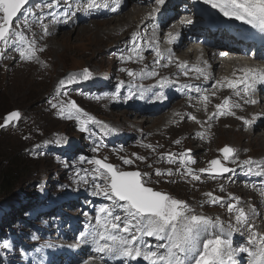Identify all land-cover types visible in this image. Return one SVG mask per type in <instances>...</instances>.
Instances as JSON below:
<instances>
[{"label":"snow or ice","instance_id":"6c2138e0","mask_svg":"<svg viewBox=\"0 0 264 264\" xmlns=\"http://www.w3.org/2000/svg\"><path fill=\"white\" fill-rule=\"evenodd\" d=\"M30 0H0V56L7 51L9 47L15 45L14 50L18 51L21 61L38 60V48L36 39H29L24 29H31L32 22L41 24L43 33L50 35L49 25L67 22L71 16L77 11L88 14L99 10L101 7H108L107 4H101L98 0H80L74 7L69 0H65L66 7L63 13H59L56 9L60 7V0H45L43 8L51 11L45 13L41 9L39 16L30 9H25V5ZM157 6L153 9V13L149 14L150 18H154L155 13L160 11V7L165 5L166 0H149ZM203 3L209 5L212 9H216L228 19H234L241 23L249 25L262 38H264V0H203ZM121 6V0H116V11ZM46 17H50L48 23H44ZM15 21V26H14ZM181 24L184 28H188L193 24L191 19H182ZM147 29L145 28V32ZM180 33H167V39L171 43L177 42ZM43 38V37H41ZM144 42L148 48H154L155 64L165 58L163 52L158 45H153L145 39L141 32H133L130 41L126 42L132 52L135 53L137 59L142 60L141 43ZM169 63L172 62L173 52L171 49L166 50ZM221 55H227V52H221ZM133 55L121 56L122 60H133ZM179 68L186 69V64H179ZM127 71L129 77H137V73L129 69H121ZM195 72L198 73L197 79L203 76L205 81L211 79V74L206 72L204 68L196 67ZM242 75L235 79L215 80L211 85L212 89L228 88L235 91L237 97H247L244 99L245 104L255 105L259 103L255 99L257 86L264 84V72L254 68L241 69ZM185 76L188 71H184ZM141 77L144 73L139 74ZM148 76L155 77L156 71L147 73ZM235 75V73L233 74ZM93 72L87 68L79 72H71L59 80L57 93L61 89H67L74 84H80L93 79ZM176 84L178 88L192 89L189 84L179 85L178 82L167 78L157 80L156 85L161 91L153 93L156 101L166 99L163 95V89ZM241 86H243L241 88ZM125 88V81L118 80L114 90L96 95L94 98L100 100L104 97H110L112 101L121 99V89ZM195 92L200 93V99L204 102L205 111L207 103L210 100L207 94L208 89L196 86ZM146 89L138 86L133 82H128L127 95L123 97L125 100H131L139 93L141 99L145 98ZM67 95V92L64 93ZM243 94V95H242ZM216 91L211 92V96H215ZM230 97H225L222 103L215 105V111L208 116L211 121L214 118L223 116H236L233 109L242 107L239 102H230ZM52 108L59 109V115L68 120L78 122V128L81 132L88 134L92 139L93 153H98L105 145V138L118 133V129L108 123L97 119L95 116L87 113L81 108L75 100L61 101L58 104L53 103ZM192 120H197L195 115L190 116ZM245 124L250 125L252 120L243 116L238 117ZM21 119L19 110L12 111L4 117L0 128H6L9 124L18 122ZM95 128H99L101 136L97 138ZM211 127V125H209ZM175 143L179 144L177 140ZM50 144L61 146L63 138L57 136L54 140H45L42 145L34 146V149H41ZM144 147L155 151L153 145L147 144ZM123 150V146H120ZM223 155L221 158H214L209 161L208 166L194 169L190 165L196 163L193 158L192 150L188 149L180 153H162L160 159H167L169 163L180 161L181 168L177 169L182 177H190L192 181H199L201 173H208L213 179L224 176L225 174L234 173L239 169L242 174L258 175L264 177V165L257 163L254 158L249 157L239 160L237 149L226 145L219 150ZM44 153L37 151L36 155ZM135 159L131 157H120L124 165H134L136 160L145 161L147 157L133 154ZM227 162L235 164L236 167H229ZM88 164L90 168L77 167L74 171L75 182L77 185H88L91 189L89 194L93 197H102L106 202L99 206H94V223L89 220L84 228L77 235L80 243L94 246L92 251L94 254H100L101 259L110 258L120 261H137L143 260L148 264H240L238 257L241 254L247 255L245 264H264V233L256 230V225L252 222L251 216L255 213V207L252 206L250 211L240 207V198L230 195V199L234 202L225 200L222 196H217L212 192H207L206 201L201 204L208 203L212 205L227 203V210L230 214L234 213V222L229 219L227 222L222 221L219 217H211L205 214H197L196 210L182 199H177L164 191H158L149 186L158 181H152L151 176L147 172L141 170H123L120 166L107 162V157L78 155L72 160L71 164L83 165ZM65 166L68 167L67 161ZM255 169V171H254ZM157 176L172 175V170L166 172L156 169ZM223 191V185L220 186ZM79 191V188L76 189ZM261 196H264L262 191ZM85 216L88 213H84ZM235 235L245 237L246 244L234 246ZM147 238H155L157 243ZM163 241V243H159ZM13 247L12 241L9 239L0 240V249L10 250ZM51 247V245H47ZM91 257L81 261V264H88Z\"/></svg>","mask_w":264,"mask_h":264},{"label":"bare ground","instance_id":"6f19581e","mask_svg":"<svg viewBox=\"0 0 264 264\" xmlns=\"http://www.w3.org/2000/svg\"><path fill=\"white\" fill-rule=\"evenodd\" d=\"M192 1L196 2L197 5ZM192 1L166 0L165 5L160 7V11L158 13H155L154 18H150L149 14L153 13V9H155L157 6L155 5L154 2H149V0H121V6L116 11L112 10L113 8L116 7V0H98V2L101 3L102 5L107 4L108 7L106 8L101 7L99 10L90 12L88 14L77 11L74 16H71V18L67 20V22L58 23L54 26L49 25V32L51 33L50 35H45L43 33L41 24L39 22H32L30 30L24 29L26 36L29 33L30 37L28 36V38L32 39L34 37L36 39L37 47L43 48V51L37 52V56L39 57L38 61L37 60L21 61L19 59L18 51L14 50V48L16 47L15 45L9 47L7 51L4 52L3 58L0 57V60L1 61L3 59L6 60L2 65H5L8 62H15L14 60H16L21 64L32 63L33 65L44 67V68L38 67V69H36L37 67H35L33 70L27 71L28 76L31 78V82L35 84H39V83L46 84V90L49 89V92L47 93H51L54 90V88L52 87V83L54 81L56 83L57 77L63 70L62 66L57 65L59 64V61L56 58L59 57L62 60L64 57H66L69 59L71 54L67 53L68 49L69 50L72 49L73 51H75V46H77V42L79 40L89 39L90 43L88 49L92 50L93 48H100L102 50L100 51L103 52L109 42L117 41L119 39L121 41L123 39V41L120 42L121 45L114 49L115 50L114 53L116 54V61L121 62L122 55L123 56L133 55L134 57L133 60L131 61L126 60L127 64L126 65L124 64L125 66L123 65L121 66L120 63L119 65L117 64L115 67L117 69V74H116L117 76L115 78L112 76L111 72H110L111 73L110 78L105 77L104 75L105 71L94 73L93 78L96 80V81L94 80L95 83L86 84L90 80L83 82L80 84V89L81 90L91 89L93 91L100 90V93L111 92L112 90H114L115 84L118 82V80H124V76L123 75L118 76L119 75L118 73L122 72L121 74H126L127 71H121V69H129L135 71L138 74L137 77L135 78L129 77L128 82L131 81L134 84L138 86H143V88L146 89L144 93L145 98L141 99L143 101L140 105L142 109H140L137 112H139L140 114H147L146 115L147 118L140 117L139 120L136 117L133 119L132 122L130 121L131 120L130 117L129 119H127L130 121L129 122L130 128L136 130V127L138 126L137 123L140 121L141 122L140 127H137L139 131L140 129L144 133L150 131L154 134L152 138L153 141L155 140H157L158 142L161 141L163 144H166L167 147H171L169 146L168 142H164L161 139H159L161 135L164 137L166 133H170L169 135L167 134L168 137H170L171 135L175 134L177 131H180L179 128L186 129L187 125L182 126L181 124H191L190 126V128L192 129L191 136L188 135L190 134L189 132L187 134L188 136L185 137L183 142H187L191 138V140H194L196 142L200 141V142H204V144L210 145L212 143L211 141L213 140V138H211V135L213 132L214 134H216V131L219 130L217 128L221 125V123L222 122L231 123V121L233 120V122H237V123L239 122L237 126L238 129L241 130L242 132L249 133L254 136L258 135L260 138H262V140L258 141L257 144L259 147L264 148V127H263L264 126V84H259L257 86V92L254 98L257 99L259 103L255 105L245 104L244 99H247V97H244L243 99L241 97H237L233 89H228V88L212 89L211 87V85L214 83L215 80L223 81L225 80V78L235 79L241 76L242 75L241 69L244 68H254L258 71L264 72V41L261 43H256V39L251 34L256 31L252 29L249 25L241 23L234 19H228L223 17V15L219 13L218 10L212 9L209 5L204 4L203 0H192ZM44 2L45 0H33L30 2V4H28L25 7V9H30L34 11L37 16H39L41 9H43L45 13L51 11L50 9L43 8ZM69 2L72 3L75 7L80 2V0H69ZM129 3L131 7L126 13L125 18H123L122 20L105 19L123 13L124 12L123 10L129 5ZM193 5H196L197 8L203 9V11L195 9ZM66 6L67 5L65 3V0H60V7L59 9H56V11L59 13H63ZM194 9L196 10V13L192 15L191 13L194 12ZM206 11H210L214 13L215 16H212L210 20L204 21L205 26L204 25L200 26L198 24H200L201 20L203 21L204 15L211 14V13L207 14ZM183 13L187 15V19H191L193 23L197 25H195V27L193 28L192 27L184 28L182 24L177 25L176 23L169 25L170 23L169 21H171L173 17H175L176 15H183ZM99 15L100 18L98 17ZM179 17L180 16H178V18ZM178 18H175L172 21ZM50 19H51L50 17H46L44 23H48V20ZM83 23L86 24L83 25ZM127 23L128 25L127 27H125L126 30L119 29L120 26ZM94 24L96 25V27H94ZM100 24H104L105 26L102 27ZM110 24H114L117 27H110L109 26ZM78 25H80L79 29L81 32H78L75 37H73V34L71 32H65V29L70 27L74 28V26H78ZM164 25H166V27ZM58 28L59 31H56V29ZM145 28L147 29L146 32H145ZM231 29H233L234 31H232ZM71 30L74 31V29ZM137 31L144 34L145 39L147 41H150L154 46L158 45L160 49L163 52H165V58L161 59L159 61V64L154 63L156 59L154 48H148L144 42L141 43L143 59L140 60L135 57V53L132 52L131 47L126 42L130 41L132 35L131 33ZM201 31L204 32L203 36L204 35L206 36V45H204L203 48H199L196 45L200 37L199 32ZM169 32H172L173 34L177 32L180 33L177 42L175 43L169 42V40L167 39V33ZM127 33H129V37ZM57 35H61V38H59L58 36V39L56 38L58 41L56 40L54 43L52 42L51 45L50 43L51 39ZM47 42L49 43V47L52 55V59L50 60V63L48 62V66L46 65V62L42 56V54L47 49ZM60 42L62 45L60 44ZM55 44L57 45L60 44V46H57ZM80 47L84 49V46L82 47L81 45ZM254 48L255 50H253ZM168 49H171L173 52L171 63H169L167 59L166 50ZM221 50L227 52V55H221L220 54ZM96 51L99 50L96 49ZM202 51H204L205 53H203ZM81 54H82L81 52H77L75 55H81ZM54 58L56 60H54ZM179 64H186L187 68L181 69L178 67ZM170 66H174V67L176 66V72H170L171 71V69H169ZM196 67L204 68L206 72L211 74L212 78L209 79L208 81H205L203 76L197 79L196 77L199 74L195 72ZM153 70L158 72L159 75L155 77L148 76L147 73ZM167 70H169L170 75L168 73L166 75L163 74L162 71H167ZM184 71H188L187 76L183 74ZM141 72L144 73L143 77L139 75ZM234 73L235 75H233ZM180 77L181 78L183 77L185 80H182ZM146 78L147 80H145ZM161 78H167L172 81L178 82L179 85L189 84L193 87L190 90L188 88H178L176 84H173L163 89V95L166 96V99H163L162 101H156L153 96V93H159L161 90L158 87H153V86L156 85L157 80ZM21 80H17L13 82L9 86L8 93L11 94L15 93L13 91L16 90V86ZM104 80H106L105 83ZM144 83L146 84L144 85ZM196 86H200L201 88L208 89L207 94L209 95L210 100L207 103L206 111L204 108V102L200 99V93H197L194 90ZM242 87L243 86H241V88ZM77 88L78 86H74L72 89L68 90V92L71 90H76ZM5 91H8V86L5 88ZM127 91H128V83H126L125 81V88L121 89L120 92V96H121L120 100L122 103L125 100L123 99V97L127 95ZM212 91H216L215 96H211ZM59 94L62 95L61 93ZM137 96H139V93L133 97V100L135 102H139ZM225 97H230L231 98L230 102L241 103L242 107L240 109H233L237 115L235 117L223 116L219 118H214L213 120L209 121L208 116L215 111V105L222 103ZM45 98H46V102H44L40 106L41 110H43V112L45 113H51L53 117H57L55 108H52L51 105L56 101H58L61 98V96L55 97L53 95L52 96L48 95ZM182 98L185 99V101H188L185 103L186 109H184V105H182V103L177 102ZM84 110L86 111V109ZM37 112L38 111L36 110L33 113L35 114ZM148 115L150 117L157 116L154 119H159V120L156 121L157 122L156 124H152V126H147V124L150 122ZM192 115H195L197 117V120L195 121L192 120L190 118V116ZM240 116L252 120V123L250 125L245 124L241 119L238 118ZM195 122L196 124H194ZM209 125H211V127H209ZM159 126H161L160 127L161 129H155L158 128ZM73 127L78 133H81V131L78 128V122L75 120L73 122ZM226 129L227 128H224L223 130ZM123 133L124 134H119V133L113 134L105 138L106 146L102 147L101 149L106 148L111 151L104 153L105 155H108L110 158H112L111 154H114L113 157L115 156L120 157L119 153L126 154L127 152H129L131 147H135L140 144L139 141L136 139L137 136H134L132 133H129L128 131L126 132L124 131ZM226 133L227 132H223V134ZM182 134L183 132L181 133V135ZM24 135L27 136L26 137L23 136V139L18 137L17 135L15 136V138L18 137L22 139L24 143H28L32 140L33 137L32 133L24 134ZM101 135L102 134L100 132L99 137ZM138 136L140 137V134ZM120 146H123V150H120ZM236 149L241 151V152L237 151L239 160L242 161L244 159L251 157L248 156L247 152H244L242 148L237 147ZM192 155L194 158L193 151H192ZM70 156L71 153L67 155L68 158H70ZM203 158L204 159L201 161V160H197L195 156L196 163L190 166L196 170L207 167L210 160L206 162L207 157H203ZM252 158H254V160L257 163L264 165V156L257 158L252 157ZM85 165L87 164H84L82 167L84 168L91 167V166L85 167ZM228 166L236 167V165L232 163L229 164ZM170 169L172 170V175L169 177H174L178 181L185 183H189L191 181L190 177H182L180 173L177 172V169L183 171V169L181 168L180 161L174 163ZM167 170L165 169V172ZM72 171L70 173H72ZM200 175H201V179L198 181L200 183L199 185H205L208 187V189H206L205 192L202 194L203 197H206L205 193L207 192H212L217 196L219 195L222 196L220 193H217V191L218 192L222 191L220 187L221 185H223V190H225L229 185L239 186V188H241L242 190H240V192L238 191L239 193L237 192L234 193V191L225 193L226 194L225 200L229 202H234L230 199V195L239 197L240 199H242L240 200L239 206L244 207L246 212L250 211L252 206H254L256 211L251 216L252 222L256 225L257 231L262 232V230H264V196H261L260 194L262 191H264V177L258 175L242 174L239 169H237V171L234 173L227 174L216 179H213L208 173H201ZM73 180L75 182L74 176H73ZM212 184H214L215 186H211ZM197 186L198 185H196L195 187ZM71 192L73 193V195H69L68 197H71V199L68 200H73L75 199V197H77L76 198L77 202L67 205V209L69 210L70 207L68 206H74L73 208H71V210L73 211L71 214L68 213L69 210L64 212H67L68 214L72 215L73 218L69 217L68 219L66 217L67 215H65V213L63 214V210H61L62 208L57 209L56 211L53 212V213L62 212V215H60L58 219L64 220L65 224H61L60 226L52 228V234L50 235V237L48 236L49 240L47 242L48 245H51L50 248L52 250L50 249L51 251L47 255V259L44 264H81V261L89 257H91V259L88 261V264H148V262H145L143 260L120 261L110 258L101 259L100 254L93 253L92 248L94 246H89L88 244L80 243L77 240V235L80 231L84 230L87 224V220L93 218L92 221L94 223V217H92V214L94 213L95 205L93 204V202L90 201L89 206H86L82 209V213L81 210L80 211L78 210L79 212L77 213L76 209L82 208L79 206L81 205L79 196L83 194L80 192H75L73 190ZM90 197L92 200L93 196ZM174 198L181 199L178 195H176ZM207 199L208 198L196 200L194 198H191L185 201L188 202L191 207H194L196 202L198 201L200 204L195 206L194 209L196 210L197 214H202V210L199 209L203 205L201 204V201H206ZM248 201H252V202H248ZM197 209H199V211H197ZM84 213H88V215L85 216ZM232 220L234 222V218ZM150 240H152L153 243H157L155 238H151ZM159 243H163V241H159ZM242 244H246L245 237L241 235H235L234 246H239ZM238 259L240 263L245 262L247 260V255L241 254L238 257Z\"/></svg>","mask_w":264,"mask_h":264},{"label":"rangeland","instance_id":"374dc122","mask_svg":"<svg viewBox=\"0 0 264 264\" xmlns=\"http://www.w3.org/2000/svg\"><path fill=\"white\" fill-rule=\"evenodd\" d=\"M130 7L131 5L129 3V5L123 10V13L105 19L122 20L126 17V13ZM98 17L100 18V15ZM169 22V25H171V21ZM84 24L86 23H83V25ZM100 25L102 27L105 26L104 24ZM127 25L128 23L123 24L119 27V29L126 30L125 27H127ZM109 26L117 27L114 24H110ZM164 26L166 27V25ZM94 27H96L95 24ZM79 28L80 25L74 26V28L70 27L65 29V32H71L73 37H75L78 32H81ZM71 29H74V31ZM56 31H59V28L56 29ZM127 34L129 37V33ZM28 36L30 37L29 33L27 37ZM58 36L61 38V35H57L51 39V45L52 42L54 43L58 39ZM122 41L123 39L121 41L119 39L117 41L109 42L104 51L101 52L102 50L100 48H93L92 50L88 49L90 43L89 39L79 40L77 42V46H75V51L68 49L67 53L71 54L69 59L66 57L62 60L59 57L56 58L59 61V64L57 65L62 66L63 70L57 77L56 83L55 81L52 83L54 90L51 93H47L49 92V89L46 90V84H35L31 82V78L28 76L27 71L33 70L35 67L38 69V67L41 66L33 65L32 63L21 64L16 60H14L15 62H8L5 65H2L6 60H0V123H3L4 117L12 111L19 110L21 112V119L18 122L9 124L6 128H0V173L5 169H16L14 173L16 181L15 184L12 185V183H9L7 187H0V240L9 239L13 244V247L10 250L0 249V264H44L46 262L47 255L52 250L50 247H47V242L49 240L48 236L50 237L52 234L53 227L65 224L64 220L58 219V217L62 215V212H53L62 208L61 210H63V214L65 213L68 219L69 217L73 218L70 214L73 212L71 208L74 206H68L70 207V210L67 209V205L77 202V197L73 200H68L71 199V197L68 196L73 195L71 192L72 190L83 194L79 196L81 201V205L79 206L82 208H77V213L80 210L82 213V209L89 206L90 201L93 202L95 206H99L101 203L106 202L102 197H92L91 200V195L89 194L91 189L88 188V185H77L74 182L73 176L75 169L77 167H82L84 164H77L73 166L71 162L80 154L87 156L96 155L100 158L107 157V162L118 165L123 170H137L139 168L142 172H148L151 176V180L158 181V183H152L149 186L158 191H164L174 197L178 195L182 200H189L191 198L196 200L208 198L207 196H202L208 187L205 185H199L200 183L198 181L193 182L191 180L189 183H185L178 181L174 177H169L168 175H162L160 176L161 178L157 176L155 174V170L157 168L165 171V169H170L173 166V163H169L166 158L160 159V154L168 152L180 153L191 149L194 152V159L196 156L197 160L202 161L204 159L203 157H207L206 162H208L209 160L218 157L222 159L223 154L219 150L226 145H230L234 148H242V150L247 152L248 156L251 157L257 158L264 156V148L259 147L257 144V142L262 140V138L258 135L254 136L249 133L242 132L237 126L239 122H233V120L231 123H221V125L217 128L219 130L216 131V134H214V132L212 133L211 138H213V140L210 145L204 144V142L200 141L196 142L191 140V138L187 142H183L185 137L188 135L191 136L192 129L190 128L191 124L180 123L182 126L187 125L188 127L186 126V129L179 128L180 131H177L170 137H168L170 133H166L164 136L165 138L162 135L159 138L162 141L169 143V146L171 147H167L166 144H163L161 141H159L160 143L157 140L153 141L152 138L154 134L152 132L147 131L144 133L140 128L139 131L137 127H140V121V123H137L138 126L136 125V130L129 127V122H133L134 118L137 117L139 120L140 117L147 118V114H140L137 112L142 109L140 105L143 101L140 96H137L139 102H135L133 98L129 101L124 100L123 103L121 100L112 101L110 97H104L100 100H96L94 97L98 94H102L100 93V90H81V83L74 84L67 89H61L59 93L62 95L57 93L59 80L64 78V76L69 72H79L87 68L91 70L93 74L105 71L104 75L106 78H110V74L112 73V76L115 78L117 76V69L115 68L116 65H119L120 63L121 66H125L127 64L126 60H122L121 62L116 61V54L114 53V49L120 46V42ZM205 43V40L200 37L197 45L199 44V47H203ZM60 44L55 45L60 46ZM81 45L82 47L84 46V49L80 47ZM47 49L42 56L48 66V62L50 63V60L52 59L48 42ZM96 49L99 51H96ZM77 52H81L82 54L75 55ZM202 52L205 53L204 51ZM3 56L4 53L0 57L3 58ZM56 59L54 58V60ZM169 69H171L170 72H176V66H170ZM162 72L164 75L167 73L170 75L169 70ZM121 73H118V76L123 75L124 81L128 83V74ZM181 79L185 80L183 77ZM17 80L21 81H19L16 86V90L13 91L15 93H8L9 86ZM94 80L95 79L93 78L86 84H94L96 81ZM145 80H147V78ZM105 81L106 80H104V83ZM145 84L146 83H144V85ZM7 86L8 91H5ZM74 86H78V88L68 92V90L72 89ZM65 91L67 92V95L64 94ZM48 95H53L55 97L61 96V98L55 102L58 105L61 101L67 102L68 100H75L76 103L81 108L86 109L90 115H93L97 119L116 127L119 134H124V131H128L134 136H137L136 139L140 144L135 147H131L129 152L126 154L119 153V155L120 157H131L135 159L133 156L135 153L140 156L147 157V159L145 161L136 160L134 165L128 166L123 164L120 157H113L114 154H111L112 158L105 155L104 153L111 152L109 149L103 148L98 153H93L91 151L92 139L88 136V134L86 135L84 132L78 133L74 129V120H68L61 117L59 115L58 108H55L57 117H53L51 113H45L41 110L40 106L46 102L45 97ZM177 102L182 103V105H184V109H186L185 103L188 101H185V99L182 98ZM36 110L38 112L34 114L33 112ZM155 117L157 116L148 117L150 124L148 123L147 126H152V124L157 123L156 121L159 119H154ZM129 118L131 119L130 121L127 120ZM194 124H196V122ZM160 127L161 126L155 129H161ZM224 128L227 129L223 130ZM95 130L97 132V137L99 138V128H95ZM221 131L227 133L223 134ZM182 132L183 134L181 135ZM189 132L190 134H188ZM30 133L33 134L32 140L28 143H24L22 140L23 136H27L24 134ZM139 134L140 137L138 136ZM16 135L22 139L18 137L15 138ZM57 136L63 138V144L61 146L50 144L38 150L34 149L35 145H42L45 140H54ZM177 140L180 141L179 144L175 143ZM147 144L153 145L155 151L153 152L152 149L143 146ZM37 151L44 154L36 155ZM237 151L240 150L237 149ZM70 153L71 156L68 158L67 155ZM65 161H67L69 165L68 167L65 166ZM227 164L229 165L231 162H227ZM88 166L90 165H85V167ZM71 171L72 173H70ZM196 185H198V189L195 187ZM211 186L215 185L212 184ZM236 186L237 185H229L225 190H223V194L222 191H217V193H220L224 198L226 197L225 193L227 192L234 191V193H239L242 189L239 188V186ZM77 188H79V191L76 190ZM199 204L200 203L197 201L195 206ZM199 209L202 210V214L213 218L219 217L225 222L234 218V213L230 214L227 210V203L218 205L204 203ZM199 209H197V211H199ZM67 210H69L68 213L70 214L64 212ZM94 216L95 213L92 214V217ZM92 219L93 218L90 220ZM88 221L89 220H87V222ZM261 233H264V230H262Z\"/></svg>","mask_w":264,"mask_h":264},{"label":"trees","instance_id":"16d2710c","mask_svg":"<svg viewBox=\"0 0 264 264\" xmlns=\"http://www.w3.org/2000/svg\"><path fill=\"white\" fill-rule=\"evenodd\" d=\"M15 171L16 169H5L0 173V187L8 186L9 183L15 184Z\"/></svg>","mask_w":264,"mask_h":264},{"label":"water","instance_id":"95a60500","mask_svg":"<svg viewBox=\"0 0 264 264\" xmlns=\"http://www.w3.org/2000/svg\"><path fill=\"white\" fill-rule=\"evenodd\" d=\"M69 73H71V72H69ZM128 171H131V170H128Z\"/></svg>","mask_w":264,"mask_h":264}]
</instances>
